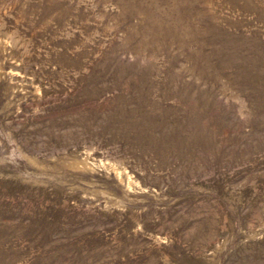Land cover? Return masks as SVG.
Wrapping results in <instances>:
<instances>
[{
    "label": "rangeland",
    "instance_id": "1",
    "mask_svg": "<svg viewBox=\"0 0 264 264\" xmlns=\"http://www.w3.org/2000/svg\"><path fill=\"white\" fill-rule=\"evenodd\" d=\"M0 264H264V0H0Z\"/></svg>",
    "mask_w": 264,
    "mask_h": 264
}]
</instances>
